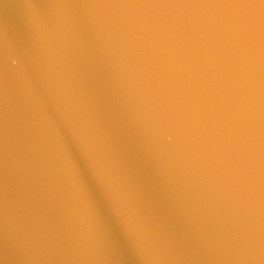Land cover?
I'll return each mask as SVG.
<instances>
[{
  "label": "water",
  "instance_id": "obj_1",
  "mask_svg": "<svg viewBox=\"0 0 264 264\" xmlns=\"http://www.w3.org/2000/svg\"><path fill=\"white\" fill-rule=\"evenodd\" d=\"M0 264H264V0H0Z\"/></svg>",
  "mask_w": 264,
  "mask_h": 264
}]
</instances>
